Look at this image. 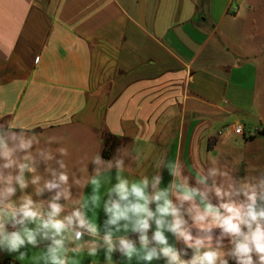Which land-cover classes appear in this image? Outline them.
<instances>
[{
    "label": "crops",
    "instance_id": "crops-1",
    "mask_svg": "<svg viewBox=\"0 0 264 264\" xmlns=\"http://www.w3.org/2000/svg\"><path fill=\"white\" fill-rule=\"evenodd\" d=\"M200 2L0 0V123L38 134L41 146L51 139L48 149L55 160L49 166L57 175H68L67 185L57 180L59 188L48 190L44 181L52 176L41 163L39 185L29 184L24 193L45 219L55 202L62 207L60 218L79 209L98 224L96 236L78 229L84 232L82 240L65 241L61 255L66 264H168L163 256L147 262L134 254L128 260L119 251L120 237L138 250L140 244L138 233L123 227L117 232L107 223L104 204L118 199L109 193L119 182L117 160H123L119 178L129 186L147 177L149 195L173 180L164 167L160 185L152 187L158 162L180 161L192 175L189 185L216 204L211 180L219 177L210 175L212 165L206 161L229 159L226 150L218 156L214 152L229 146L232 134L225 129L212 134L211 129L233 118L232 123L241 122L248 130L260 128L264 136V0H206L203 7ZM240 114L256 123L245 125ZM105 135L119 141L109 159L101 156ZM99 154L100 163L93 162ZM202 165L207 177L203 184L195 179ZM25 178L32 174L26 172ZM57 192H67L69 198L61 195L54 201ZM19 195L18 189L13 199ZM93 195L99 198L95 205ZM191 204L184 202L183 208ZM150 208L155 211V203ZM150 225L151 239L154 221ZM109 232L115 245L110 260L103 240ZM193 234L206 235L194 229ZM169 235V243L175 244ZM37 242L38 247L20 249L27 253L23 261L17 259L19 253L0 251V262L51 264V239L41 233ZM93 242L97 252L89 256ZM78 246L81 251H73ZM149 247L160 246L152 242ZM187 251L182 259H191L193 250ZM229 264L236 261L229 259Z\"/></svg>",
    "mask_w": 264,
    "mask_h": 264
},
{
    "label": "clouds",
    "instance_id": "clouds-1",
    "mask_svg": "<svg viewBox=\"0 0 264 264\" xmlns=\"http://www.w3.org/2000/svg\"><path fill=\"white\" fill-rule=\"evenodd\" d=\"M52 142L51 139L46 140L41 146L38 134H30L24 129L17 131L12 125L0 123V251L9 255L19 253L17 259L20 261L27 256L20 249L26 245L38 247L37 236L41 233L52 241L47 256L51 264H66L61 255L65 250V241L82 240L84 232L78 229H87L92 236L98 234V224L86 219L81 210H74L60 218L61 205L51 202V210L46 213L45 219V213L37 211L31 196L24 193L29 184L39 185L42 177L36 173L41 163L52 176L51 180L44 181V188L52 190L59 188L60 183L67 185L66 172L61 171L57 175L49 166V162L55 160V154L48 149ZM58 152L66 155L63 149ZM137 158L134 157L135 160ZM57 162L61 169L66 168L63 161ZM93 162L100 163V154L93 158ZM206 164L212 165L210 175L219 177V182L211 185L216 204L208 199L207 194L189 185L192 175L187 173L180 161L158 162L152 187L157 188L163 179L159 171L161 168L167 167L173 180L167 188L151 195L146 192L149 185L147 177L129 186L127 180L119 178L123 160L116 161L119 182L109 193L115 192L118 199L106 202L104 210L109 215L107 223L116 226L117 232L123 227L126 232L130 230L139 234V250L130 239L119 238V251L128 260L135 254L138 259L147 262L163 256L168 264H229V259H234L236 264H264V172L245 175L237 181L234 177L236 171L229 159L207 160ZM26 172L32 174L30 180L25 178ZM203 173L204 165L199 169L198 178L195 177L197 183H207ZM91 183L98 185V180L92 179ZM18 189L20 195L14 200ZM41 191L38 187L37 195ZM61 195L69 198L67 192H57L53 200H59ZM170 197H174L179 206ZM91 199L95 205L99 198L93 195ZM184 202H192L191 207L185 210ZM152 203H155V211L150 208ZM121 221H125L122 226ZM150 221L155 223L151 239L148 235ZM30 224L35 227H29ZM9 228L12 230L9 231ZM193 229L206 235H194ZM215 229L219 230V235L214 237ZM166 231L174 236L175 244L169 243ZM103 240L107 245L106 259L110 260L115 249L112 233L105 234ZM152 242L160 246L159 250L149 247ZM181 244L183 247H180ZM188 249L193 250L191 259H182V256L188 255ZM73 251L79 252L81 247ZM96 252L97 246L93 242L88 255L94 256Z\"/></svg>",
    "mask_w": 264,
    "mask_h": 264
},
{
    "label": "rangeland",
    "instance_id": "rangeland-1",
    "mask_svg": "<svg viewBox=\"0 0 264 264\" xmlns=\"http://www.w3.org/2000/svg\"><path fill=\"white\" fill-rule=\"evenodd\" d=\"M239 117L245 121V125H253L256 123L252 116L240 114ZM232 121L233 118H226V120L220 121L217 123L216 127H213L214 129H211V133L216 134L218 129L222 131L225 126L231 124ZM223 150H226L230 155L229 160L232 162V165L236 171L234 172V177L237 181H239L245 175L264 172V136L256 140L249 141L244 139L242 136L232 135L229 146H219L217 151L214 152V155L218 156ZM214 182L218 183L219 179L215 181L211 180V184ZM212 194L216 199L213 192ZM165 235L168 237V239L170 238L169 232L166 231Z\"/></svg>",
    "mask_w": 264,
    "mask_h": 264
},
{
    "label": "trees",
    "instance_id": "trees-1",
    "mask_svg": "<svg viewBox=\"0 0 264 264\" xmlns=\"http://www.w3.org/2000/svg\"><path fill=\"white\" fill-rule=\"evenodd\" d=\"M206 3V0H201L200 6L203 7ZM263 136V132L261 131L256 137L254 138H248L247 140L253 141L259 137ZM246 139V138H245ZM119 144V141L116 137H113L111 135H105L104 141H103V149L101 152V156L104 159H109L116 148V146ZM0 264H8L7 262H0Z\"/></svg>",
    "mask_w": 264,
    "mask_h": 264
},
{
    "label": "built area",
    "instance_id": "built-area-1",
    "mask_svg": "<svg viewBox=\"0 0 264 264\" xmlns=\"http://www.w3.org/2000/svg\"><path fill=\"white\" fill-rule=\"evenodd\" d=\"M225 131L231 132L232 135L242 136L243 138H254L256 137L262 130L260 128L254 129H246L244 124L241 122H233L227 125ZM13 264V263H8Z\"/></svg>",
    "mask_w": 264,
    "mask_h": 264
}]
</instances>
